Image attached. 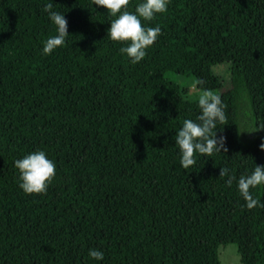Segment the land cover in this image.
<instances>
[{
    "label": "trees",
    "instance_id": "trees-1",
    "mask_svg": "<svg viewBox=\"0 0 264 264\" xmlns=\"http://www.w3.org/2000/svg\"><path fill=\"white\" fill-rule=\"evenodd\" d=\"M49 2L69 34L43 55ZM112 18L92 0H0V264H220L230 243L242 264H264V207L219 176L264 165V0H168L141 21L161 34L134 65L107 37ZM220 64L231 88L213 133L226 151L183 169L175 132L199 109L168 74L202 81ZM37 149L56 174L25 194L13 161ZM249 191L264 202V186Z\"/></svg>",
    "mask_w": 264,
    "mask_h": 264
},
{
    "label": "clouds",
    "instance_id": "clouds-1",
    "mask_svg": "<svg viewBox=\"0 0 264 264\" xmlns=\"http://www.w3.org/2000/svg\"><path fill=\"white\" fill-rule=\"evenodd\" d=\"M92 5L103 7L110 17L107 37L113 42H121L119 53L126 56L131 64H137L146 56V50L153 45L161 34V27L142 25L143 21L153 20L156 14L167 11L168 0H139L134 11L128 10L129 0H92ZM42 12L47 13L55 26V35L42 41L41 53L48 55L63 46L68 33V22L65 14L53 10L51 2L45 3ZM203 84V81H199ZM196 86L195 84L193 85ZM199 114L193 119H184L182 126L175 132L174 142L178 148L179 163L183 169H188L196 162V155H212L225 149L224 137L213 133L217 123L225 121V105L220 95L208 88H202L197 96ZM264 129V125L261 126ZM264 151V138L258 145ZM13 166L19 175L18 187L25 194L44 193L56 174V166L47 158L46 152L40 149L29 152L13 161ZM219 176L227 177L225 183L236 182L239 195L244 200V207H264V202L254 198L249 189L264 186V165L255 164L247 174L235 177L227 167H221ZM104 252L97 248H89L87 256L95 261L104 260Z\"/></svg>",
    "mask_w": 264,
    "mask_h": 264
},
{
    "label": "rangeland",
    "instance_id": "rangeland-1",
    "mask_svg": "<svg viewBox=\"0 0 264 264\" xmlns=\"http://www.w3.org/2000/svg\"><path fill=\"white\" fill-rule=\"evenodd\" d=\"M150 58V52L146 50V56L144 59ZM168 78L171 81L178 84L183 92V96L192 101H197V96L202 88H208L216 91L218 94L231 88L230 83V69L228 64H220L213 66L211 72L203 76V86L199 83V79L195 75H182L178 73H169ZM196 85L195 87L193 85ZM216 87V88H215ZM244 115V125L245 129L247 124L250 126L251 120L248 115ZM250 129V128H249ZM219 260L220 264H242L240 260V255L238 253L237 245L230 243L221 246L219 249Z\"/></svg>",
    "mask_w": 264,
    "mask_h": 264
}]
</instances>
